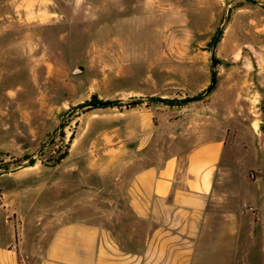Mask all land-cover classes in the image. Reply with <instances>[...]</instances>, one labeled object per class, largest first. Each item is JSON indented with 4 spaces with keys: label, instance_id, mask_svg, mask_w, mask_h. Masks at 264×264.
Wrapping results in <instances>:
<instances>
[{
    "label": "rangeland",
    "instance_id": "obj_1",
    "mask_svg": "<svg viewBox=\"0 0 264 264\" xmlns=\"http://www.w3.org/2000/svg\"><path fill=\"white\" fill-rule=\"evenodd\" d=\"M178 3L195 31L196 67L182 86L159 74L155 89L151 69L127 78L94 46L100 25L140 11V0H0V205L16 241L48 234L29 219L40 210L82 215L122 249L141 250L148 227L128 206L133 175L174 152L178 129L207 111L228 139L207 251L223 264H264V0ZM204 63L207 85L192 90Z\"/></svg>",
    "mask_w": 264,
    "mask_h": 264
},
{
    "label": "crops",
    "instance_id": "obj_2",
    "mask_svg": "<svg viewBox=\"0 0 264 264\" xmlns=\"http://www.w3.org/2000/svg\"><path fill=\"white\" fill-rule=\"evenodd\" d=\"M178 2L140 0V11L100 25L95 50L110 53L115 62H110V68L119 72L125 68L127 78L129 72L148 68L152 70L149 84L155 89L158 75L165 71L182 86L183 78L191 74L189 67H196L188 59L194 56L195 31L189 11ZM205 64L201 65L202 79L192 90L206 87ZM215 125L212 114L198 113L178 129L181 142L174 152L133 175L128 206L148 227L141 250L122 249L116 237L82 215L54 218L52 212L40 210L29 219L35 227L48 228V234L37 241L24 237L16 241L0 205V264H223L218 253L206 248L209 204L228 147L227 128ZM113 127H133V123L129 120ZM138 127H149V123L145 120Z\"/></svg>",
    "mask_w": 264,
    "mask_h": 264
},
{
    "label": "water",
    "instance_id": "obj_3",
    "mask_svg": "<svg viewBox=\"0 0 264 264\" xmlns=\"http://www.w3.org/2000/svg\"><path fill=\"white\" fill-rule=\"evenodd\" d=\"M215 81H216V74L213 73V79H212V83L211 85L208 87L207 91L206 92H210L211 89L213 88V86L215 85ZM191 100V99H190ZM33 159H30V161H32Z\"/></svg>",
    "mask_w": 264,
    "mask_h": 264
},
{
    "label": "trees",
    "instance_id": "obj_4",
    "mask_svg": "<svg viewBox=\"0 0 264 264\" xmlns=\"http://www.w3.org/2000/svg\"><path fill=\"white\" fill-rule=\"evenodd\" d=\"M110 103V101L109 102H104V104H109ZM138 103V101H132V102H130L129 103V105L128 106H134V104H137ZM66 152L65 153H63L61 156H60V159H62V158H64L65 156H66ZM59 159V160H60ZM58 162V161H57Z\"/></svg>",
    "mask_w": 264,
    "mask_h": 264
}]
</instances>
